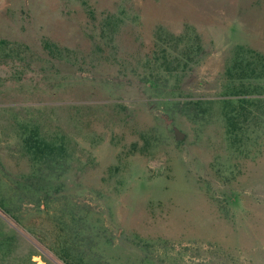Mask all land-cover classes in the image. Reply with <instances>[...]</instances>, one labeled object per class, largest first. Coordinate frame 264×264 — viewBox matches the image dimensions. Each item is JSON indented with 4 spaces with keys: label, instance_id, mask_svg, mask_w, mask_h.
<instances>
[{
    "label": "rangeland",
    "instance_id": "obj_1",
    "mask_svg": "<svg viewBox=\"0 0 264 264\" xmlns=\"http://www.w3.org/2000/svg\"><path fill=\"white\" fill-rule=\"evenodd\" d=\"M110 16L121 25L105 62L95 44ZM156 30L202 41L204 56L180 84L182 95L209 101L198 121L168 114L138 88L132 68ZM0 38L90 54L82 72L61 68L50 86L0 66V166L28 172L26 125L62 143L63 194L87 213L79 244L93 238L98 264H264V141L246 144L249 155L231 148L220 102L235 48L264 55V0H0ZM59 207L24 206L18 222L0 214V264H63Z\"/></svg>",
    "mask_w": 264,
    "mask_h": 264
},
{
    "label": "trees",
    "instance_id": "obj_2",
    "mask_svg": "<svg viewBox=\"0 0 264 264\" xmlns=\"http://www.w3.org/2000/svg\"><path fill=\"white\" fill-rule=\"evenodd\" d=\"M120 25L121 20L116 16H110L100 24L95 49L104 58H101L102 61H110L115 32ZM100 43L103 48H100ZM102 53L108 54L104 56ZM91 54L95 55L93 52ZM111 56L114 57L112 54ZM203 56L202 41L195 32L185 30L174 35L156 30L150 51L141 59V66H135L132 72L138 80V88L142 86L152 92V103L166 106L168 114L183 115L192 121H198L206 113L204 105L209 101L192 99L190 94L182 95L180 84ZM86 57L90 58V54ZM86 57H80L50 40L41 41L40 48L35 49L22 42L0 38V66L8 67L10 77L16 81L29 74L30 79L40 77L41 82L48 84L49 80L60 78L63 71L61 68L82 72L89 65ZM112 64L126 69L119 61L114 60ZM57 81L59 82L55 84V88L61 85V80L55 82ZM115 87H120V84ZM221 97L226 141L231 148L249 155L246 144L254 147L258 141H264V55L246 47L235 48L225 70ZM32 127L28 129L26 125L20 133L21 147L29 158L28 172L11 176L0 166V214L18 222L17 214L21 217L24 206L36 207L41 203L49 212L51 206L60 205V213L64 219L56 221L66 226L67 232L58 257L63 264H98L91 253L90 241L93 238L89 239L84 248L79 244L83 242L81 239L84 240V237H79L87 213L79 210L83 213L79 216L74 204L63 194L66 188L63 179L70 169L66 147L45 134L41 135L36 124ZM253 152L258 155L260 150ZM72 225L78 227V230L70 234ZM64 227L62 230L66 231ZM154 262L151 258H144L141 263L155 264Z\"/></svg>",
    "mask_w": 264,
    "mask_h": 264
},
{
    "label": "water",
    "instance_id": "obj_3",
    "mask_svg": "<svg viewBox=\"0 0 264 264\" xmlns=\"http://www.w3.org/2000/svg\"><path fill=\"white\" fill-rule=\"evenodd\" d=\"M169 123H170V121H169ZM174 134H175L176 140H178V141L181 140L182 136L176 128H174Z\"/></svg>",
    "mask_w": 264,
    "mask_h": 264
}]
</instances>
